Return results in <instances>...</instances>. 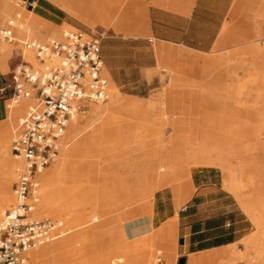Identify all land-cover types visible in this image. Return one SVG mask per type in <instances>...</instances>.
Here are the masks:
<instances>
[{
  "label": "rangeland",
  "instance_id": "obj_1",
  "mask_svg": "<svg viewBox=\"0 0 264 264\" xmlns=\"http://www.w3.org/2000/svg\"><path fill=\"white\" fill-rule=\"evenodd\" d=\"M261 1L264 0H257L251 3V8L247 10L248 16L253 17V20L255 19L257 22L256 32L249 35V37L241 36L242 38L239 40L217 47L209 53L184 50L186 51L184 56L189 53H196L218 58L223 54H231L232 61L228 69L232 70V75H220L222 78L218 81L216 78L219 75L216 72L210 76L213 81L209 85L211 84L215 91L210 90V88L205 90V92L189 90L186 89L187 87L183 80L172 77L169 70L178 60L176 59L177 57L159 56L156 61V67L149 75L141 78L138 74H135L131 83L124 86L112 79L109 72H107L106 65L103 63L102 74L108 80L110 97L103 103L94 102L92 104L106 107L107 114L104 117V128L101 132L96 133V136L95 132L92 131L76 136V140H81L82 142L74 148L73 154L69 158L72 167L70 166L68 180L65 182V184L68 183L70 186L75 187L77 191H79V188L85 190L87 195L78 196V201H76L77 209L73 207L76 210L73 208V210H59L58 213L51 214L48 210L40 209L34 213L38 218L65 219V221L63 220L64 235L67 242L60 249L63 257L60 264H82L83 261L85 264H153L157 263L159 256L162 257L163 264H190V261L199 255L221 252L225 249L228 250L227 253L212 256L201 264H264L263 153L255 154L247 151V155L250 158L244 160L246 164L243 165L242 175H238L240 182L239 191L243 194V202L256 208L257 216L260 217L259 225L253 221L249 214V216L246 214L236 196L224 187V174L221 168L213 169L208 166H200L196 171L193 168L192 175L187 173L192 177L190 184L193 190L190 197L184 200L186 181L189 180V176L184 175L178 184L182 182L186 184L182 185L181 188L178 187L172 195H166L163 198L170 213L165 217L164 215L160 216L158 228L160 227L161 229L169 226L175 220L177 211L180 217L184 213V207L201 192L209 190L210 192L224 194L227 200L226 204L235 213L229 218L231 220L230 226L223 228L225 233L223 238L225 240H234L247 233L240 241L220 250L188 255L184 253L185 234L183 229L179 227V217L177 233L170 236L168 240L163 238H156L155 241L145 239L136 245H132L134 242L128 238L129 231L127 228L129 222L141 217L138 211L144 201L152 204L154 193L158 192L156 190L158 188V176L163 167L170 165L160 161L157 162L156 179L152 188H148L146 175L140 176L141 184L138 186L133 184L137 180V174L140 171H148L150 165L154 163L147 159L148 156L146 154L149 151L156 154L159 149L158 143L163 141L164 144L169 145L170 141L174 139L175 135L173 133L175 132L180 136H175V138L177 140L180 138L182 144L187 145V137L191 135L192 129L195 127L201 128L204 124L201 117H236V120L240 121H244L245 117H249L251 120H253L251 117H256L255 121L250 123L253 131L257 126L264 127V79L253 80L248 74L250 71L264 72V64H262L264 59H255V57L248 55L245 51V47L250 43L257 44L264 51V26L260 21ZM12 7V12H9L8 15L0 12V31L6 28L12 19H16V24L19 25L14 29L16 35L14 43H5L0 39V52L6 60V68H2L5 72L10 71L12 66L10 58L16 51L22 50L27 60H35L34 54L23 48L21 43L23 39L46 41L52 37H60L65 30L95 31L98 35H102V44L104 42L107 43V54L111 57L114 64L128 63L125 57L132 53V49L139 44L140 46L146 44L122 38V35H137L135 26L121 25L124 31L116 28L118 26L116 23L118 22L128 23L135 21L134 18L137 15L136 0H121L120 4L113 0L106 13L103 12L104 19L96 17L81 19L51 0H12ZM30 10L38 15L39 18H42L38 20L44 27L41 31L36 32L37 35H34L32 31L26 32L19 29H32L33 24L30 19H34L35 15H32ZM18 14H20L19 17L17 16ZM103 20L107 22L103 23ZM54 29L58 30L56 34L51 33ZM153 47L159 51L174 49L156 42L153 43ZM141 60L144 61L143 55H141ZM237 63L241 65L234 66ZM239 87H242V90ZM171 97L180 105L176 106V115H174L170 107H165V102ZM120 100H135L136 105L131 110L127 109L126 106L116 107L117 101ZM10 103H12L13 107L21 106L20 112L12 119L9 131L8 148L10 149V157L14 159L11 152L13 130L17 126L20 117L27 111L28 105L33 102L29 99L21 98L19 103L14 101H10ZM87 109L88 105L86 102L82 103L80 111ZM183 110L186 113L179 112ZM168 117H184V120L179 122L178 129L174 130L171 128L172 124ZM86 122L87 119L81 120L80 126H84ZM193 125H195L194 128H192ZM248 131V128L242 129V136L240 138L234 136V139L231 140L232 145H246L247 147L250 139L245 134ZM90 135L100 139L98 141L94 140L93 144L87 146L85 142L90 140ZM262 137L264 138V133ZM254 138L255 135H253ZM59 160L60 152L57 160L52 162L50 166ZM255 160L259 162L253 163ZM18 162L16 161L15 165L21 164V161L20 163ZM235 163L236 161H234ZM239 165L238 168L240 167ZM15 169L14 167V179L10 183L12 199L4 204L3 209L10 207L14 203ZM152 177L154 178V176ZM121 178L124 179L126 186L135 188L136 192L134 191L125 196L117 193V197L116 194H112L106 199L103 193L104 187L110 188L113 181L120 184L123 181ZM98 192L100 197H98ZM92 197L99 198L97 200L98 206L91 201ZM62 199L60 192H57L56 203H64ZM151 225L152 222L150 221L149 228H151ZM119 226H122L125 230L123 234L117 232V227ZM147 234L148 232H146L145 236ZM56 240L57 238L48 244L51 243L52 245ZM127 244H131L134 247L127 252V255H124L120 252V247ZM43 246H47L46 243ZM36 248L38 246L33 249ZM85 248L88 251L83 255L82 252L83 250L85 252ZM159 250L162 252L159 253ZM115 251L118 252L114 253ZM92 257L96 259L92 260ZM182 257L186 258L183 263H181ZM29 258L30 264H34V260L30 255ZM121 258L123 261H119ZM44 264H55V261L49 256Z\"/></svg>",
  "mask_w": 264,
  "mask_h": 264
},
{
  "label": "crops",
  "instance_id": "obj_2",
  "mask_svg": "<svg viewBox=\"0 0 264 264\" xmlns=\"http://www.w3.org/2000/svg\"><path fill=\"white\" fill-rule=\"evenodd\" d=\"M51 1L59 4L81 19L92 17L104 19L103 12L106 13V10L113 0ZM115 1L117 4L121 3V0ZM256 1L136 0L137 15L134 18L135 21L128 23L118 22L116 23L118 25L116 28L124 31L121 25L135 26L137 35H122V38L136 40L138 43L143 42L146 44L143 46L139 44L134 47L132 53L125 57L128 60L126 64H114L111 57L107 54V43L104 42L101 44L103 63L108 70L106 71L109 72L116 83L124 86L125 84L131 83L133 80L132 77L135 74H138L141 78L149 75L156 67V61L159 59V56L177 57L176 59L178 60L169 70L172 77L183 80L187 87L186 89L189 90L205 92V90L210 88V90L215 91L214 87L211 84L209 85L213 81V79H210V76L216 72L219 75L216 78L218 81L222 78L220 75H232V70L228 69L232 61L231 54H223L218 58L207 57L196 53H189L184 56L186 52L184 50L209 53L217 47H222L239 40L242 38L241 36L249 37V35L256 32L257 22L255 19L253 20V17L248 16L247 10L251 8L250 4ZM12 9V0H0V12L8 15L9 12H12ZM30 12L32 15H35L34 19H30L33 24L32 29H19L26 32L32 31L34 35H37L36 32L41 31L44 27L39 21L42 18H39L32 10ZM260 21L264 26V1H261ZM102 22L106 23L107 21L103 20ZM56 32L58 30L54 29L51 33L56 34ZM154 42L163 46L172 47L175 50L164 49L159 51L153 47ZM248 46L249 44L245 47L247 53ZM141 55H143L144 61L141 60ZM262 59H264V55ZM262 64H264V60ZM236 65L239 66L241 64H234V66ZM2 68H6V60L0 52V141H8L12 119L20 112L21 107H13L12 103H10L14 95L12 77L9 71L5 72ZM239 89L242 90V87H239ZM171 98L165 102V107H170L172 109L171 111L176 115V106L179 103ZM179 112L186 113L184 110ZM201 118L204 121L202 127L199 128L193 125L192 128H195L192 129L191 135L187 137L188 152L191 157L200 160L202 164L209 162V166L216 169L221 168L222 170H236L240 161L250 158L247 155L246 145H232L231 140L234 139V136L240 138L242 136L241 130L246 128L249 131L245 135L252 140L253 128L250 123L251 121L254 122L256 117H253V120L245 117L244 121L236 120V117ZM168 119L172 124L171 128L177 130L179 122H182L184 117H168ZM173 134L178 136L175 132ZM234 161H236L235 164ZM184 175L188 174L182 166L168 165L162 168L157 179L158 188L156 190L158 192L154 193L152 204L151 202L144 201L138 211L141 217L132 220L127 225L129 231L128 238L134 242L132 245H136L145 239L155 241L156 238H163L168 240L170 236L177 233L178 211L173 221L175 223L174 229H169V226L163 229L158 228V220L160 216L164 215L165 217L170 213L163 200L164 196L172 195L178 187L181 188L182 185L187 183L186 190H184V200L190 197L193 190L190 184L192 177L188 175L189 180L187 179L188 181L185 184L183 182L178 184ZM233 194L236 196L235 193ZM236 198L242 206V201L237 196ZM226 201L224 194L207 190L195 196L194 200L184 207V213L179 217V227L183 229V233L185 234L184 253L190 255L220 250L240 241L247 234H243L234 240H225L223 238L225 235L223 228L230 226L231 220L229 218L235 213L226 204ZM246 214L248 215L247 212ZM150 221L152 222V229L149 228ZM117 232L123 234L125 230L122 226H119L117 227ZM146 232H148L147 236H145ZM132 245L127 244L121 246L120 252L127 255V252L134 247ZM116 252L118 251L114 253ZM161 252L159 250V253ZM227 252L228 250L225 249L221 252L199 255L193 258L190 264H201L212 256ZM119 261H123V259L121 258Z\"/></svg>",
  "mask_w": 264,
  "mask_h": 264
},
{
  "label": "built area",
  "instance_id": "obj_3",
  "mask_svg": "<svg viewBox=\"0 0 264 264\" xmlns=\"http://www.w3.org/2000/svg\"><path fill=\"white\" fill-rule=\"evenodd\" d=\"M19 17V15H17ZM16 19L0 31L5 43L16 41ZM102 35L95 31L65 30L46 41L23 39L26 51H16L10 61L14 95L31 100L13 130L12 155L21 161L16 169L14 203L0 218V264H30L29 251L63 234L64 223L34 216L40 174L60 152L62 139L82 103L108 98V80L102 74ZM264 43V40H263ZM157 264H163L161 256Z\"/></svg>",
  "mask_w": 264,
  "mask_h": 264
},
{
  "label": "bare ground",
  "instance_id": "obj_4",
  "mask_svg": "<svg viewBox=\"0 0 264 264\" xmlns=\"http://www.w3.org/2000/svg\"><path fill=\"white\" fill-rule=\"evenodd\" d=\"M18 15L20 16V14ZM16 25L19 26L18 24ZM248 48H249L248 55L255 57V59L256 58L262 59V56L264 55V51L257 44L251 43L249 44ZM248 74L249 76H251L250 78L253 80H260L261 78L264 79V75H263L264 72H261V71L259 72L250 71ZM109 97H110V94L108 93V98ZM104 101H87L86 104L89 107L90 103H94V102L103 103ZM135 105H136L135 100H131V101L120 100V101H117L116 103V107L126 106L127 109L129 110L133 109ZM29 106L30 104L28 105V107ZM87 110L78 111V113H76L74 117L72 118L68 126V132L66 131V134L64 135L62 139V147L60 148V160L56 162L54 165L48 166L40 174L39 176L40 186L36 194L37 201H36V207H35L34 213L35 211L40 210V209L48 210V212H50L51 214L58 213L59 210L66 211V210L72 209L73 207H76V201H78V198H79L78 196L87 195L85 190L79 188V191H77L75 187L70 186L68 183L65 184L66 180H68L67 179L69 176L68 172L71 166L69 162V158L73 154L74 148L77 147V145L82 142L81 140L77 141L76 136L83 135V133H86L89 131L95 132L94 134L96 136L97 135L96 133L101 132V130H103L104 128V124H103L104 117L107 114L106 107L99 106L98 104H91L88 112ZM78 115L80 116L76 118ZM83 119H87V122L84 126H80L81 120ZM263 130H264L263 126L255 127V130L253 131V135H255V138L250 140V142L248 143L247 145L248 152H254L255 154H261V153L264 154V138L262 137V134L264 133ZM173 138L174 139L170 141L169 145L164 144L162 139H160L162 142L158 143L159 149L157 150V153L153 154V152L149 151L146 154V156H148L147 159L153 161L154 163L150 165L148 171L146 172L140 171L137 174V177H136L137 180L133 183L135 186H138L139 184H141L140 176L146 175L148 179L147 181L148 188L150 189L153 187V185L155 184V179H156V169H157L158 161L164 164L182 166L185 168L186 172L191 173V175H192L193 168H194L193 170L196 171L200 166L211 167L209 166V162L207 163L205 162L204 164H202L200 160H197L195 157H191L188 152V146L183 145L180 138H178V140L175 138V136ZM89 139H90L89 141L85 142L87 146H90L91 144H93L94 140L98 141L100 138L90 135ZM58 157H59V154L54 159V161H56ZM15 160L19 161L18 163H20V160L16 159L15 157L14 159L10 157V149L8 148V141L1 140L0 141V216L5 210L3 209L4 204L8 203L12 199L10 183H12L14 179V167L17 169V167L20 165V164L15 165L16 164ZM257 162L259 161L255 160V162L253 163H257ZM245 164H246L245 161L243 162L240 161V165H239L240 167L237 168L236 170H223L224 187L227 188L229 191L236 194L239 200L242 201V206L245 209V211L252 217L253 221L257 225H259L260 217L257 216L256 208L252 205H249L243 202L244 200L243 194L242 192L239 191L240 182L238 180V175H242V171L244 169L243 165ZM225 165L227 164L225 163ZM187 166H189V168H187ZM16 169H15V172H16ZM152 176H154V178ZM15 178H16V175H15ZM121 179L123 181L120 184L113 181L112 185H110L111 186L110 188L104 187L103 193L106 199L109 196H112V194H116V197H117V193L119 195L125 196V195L131 194L134 191L136 192V190H134L135 188L133 189L132 187L126 186L124 183V179L123 178ZM257 190L259 191V189ZM57 192H60V194L62 195V198H63L62 200L64 201V203L63 202L61 204L56 203ZM39 195H40V198H39ZM98 197H100L99 192H98ZM98 199L99 198L92 197L91 201H93L94 204L98 206L97 204ZM38 201H40L39 204H37ZM59 220L65 221V219L63 220L59 219ZM174 225L175 223L171 222L169 225L170 227L169 229H172V228L174 229ZM66 242H67L66 236L63 233L59 237H57V240L55 241L54 244L51 245V243L50 244L46 243L47 246H43L44 244H42L38 246V248L30 250L29 255L34 260V264H44V262L46 261V258L49 256H51L54 259L55 264H60L63 258L60 249L64 244H66ZM87 251L88 250L85 248V252L83 250L82 254L85 255ZM95 259H96L95 257H92V260H95ZM82 264H85L84 261L82 262ZM153 264H157V263H153Z\"/></svg>",
  "mask_w": 264,
  "mask_h": 264
},
{
  "label": "water",
  "instance_id": "obj_5",
  "mask_svg": "<svg viewBox=\"0 0 264 264\" xmlns=\"http://www.w3.org/2000/svg\"><path fill=\"white\" fill-rule=\"evenodd\" d=\"M182 242H183V241H182ZM185 260H186V258H185V257H182V258H181V263H183Z\"/></svg>",
  "mask_w": 264,
  "mask_h": 264
}]
</instances>
